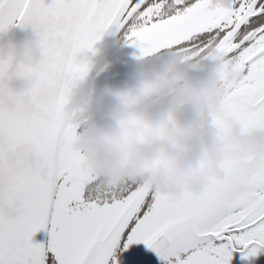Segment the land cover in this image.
I'll list each match as a JSON object with an SVG mask.
<instances>
[{
	"label": "snow or ice",
	"instance_id": "obj_1",
	"mask_svg": "<svg viewBox=\"0 0 264 264\" xmlns=\"http://www.w3.org/2000/svg\"><path fill=\"white\" fill-rule=\"evenodd\" d=\"M110 28L139 60L222 58V109L246 133L264 129V0H0V35L34 31L44 56L0 60V264H264V152L228 145L224 175L179 195L138 180L101 187L85 167L64 105ZM13 76L33 84L17 96ZM208 116L223 140L231 123L212 106Z\"/></svg>",
	"mask_w": 264,
	"mask_h": 264
},
{
	"label": "clouds",
	"instance_id": "obj_2",
	"mask_svg": "<svg viewBox=\"0 0 264 264\" xmlns=\"http://www.w3.org/2000/svg\"><path fill=\"white\" fill-rule=\"evenodd\" d=\"M218 2L230 6L232 0ZM38 41L31 30L0 35V60L37 66L44 59ZM223 69L222 58L194 66L168 52L134 63L118 82L76 88L64 113L81 129L73 147L84 155L85 167L100 179V186L138 180L163 193L179 195L185 187L198 192L209 176L224 175L220 164L228 145L236 146L240 155L264 152V129L246 133L220 105ZM238 77L231 71L230 79ZM32 84L27 77L4 81L17 96ZM210 106L232 125L223 140L208 116ZM26 163L36 167L41 162L33 156ZM40 171L48 174L46 167Z\"/></svg>",
	"mask_w": 264,
	"mask_h": 264
},
{
	"label": "rangeland",
	"instance_id": "obj_3",
	"mask_svg": "<svg viewBox=\"0 0 264 264\" xmlns=\"http://www.w3.org/2000/svg\"><path fill=\"white\" fill-rule=\"evenodd\" d=\"M119 32L122 33V36L118 40ZM116 37L118 40L116 41V48L107 60L95 69L87 84H101L107 81L118 82L125 77L134 63L139 62V59H137V49L126 41L125 31L118 29ZM80 130L78 129V131ZM137 252L139 250L133 253V257Z\"/></svg>",
	"mask_w": 264,
	"mask_h": 264
},
{
	"label": "water",
	"instance_id": "obj_4",
	"mask_svg": "<svg viewBox=\"0 0 264 264\" xmlns=\"http://www.w3.org/2000/svg\"><path fill=\"white\" fill-rule=\"evenodd\" d=\"M117 30L118 29H116V28H110L109 30H107L104 33V35L102 36V38L99 41H97L96 44L94 45V51H90V52L86 53V60L89 64V69H88V72L85 75V77L82 80L77 82L75 89L82 86V85L87 84L92 70L94 69L97 61L99 60L100 56L102 55L103 51L105 50V48L109 44L111 38L117 32ZM44 239H45V237L43 234H38L35 237V240H37V241H43ZM139 255H140V252H137V254L134 257L139 256Z\"/></svg>",
	"mask_w": 264,
	"mask_h": 264
},
{
	"label": "flooded vegetation",
	"instance_id": "obj_5",
	"mask_svg": "<svg viewBox=\"0 0 264 264\" xmlns=\"http://www.w3.org/2000/svg\"><path fill=\"white\" fill-rule=\"evenodd\" d=\"M122 31H123V30H122ZM118 36H119V37H118ZM118 36H117V37H118V40H119V39L121 38V36H122V33L119 32ZM117 37H116V39L112 42V44H111L110 46H108V48L106 49V53H109L112 47H114L113 50L116 48V46L114 45V43L116 44V41H118V40H117ZM113 50H112V51H113ZM112 51H111L110 55L112 54ZM104 52H105V51H104ZM110 55H109V56H110ZM109 56H107L106 58H108ZM144 61H146V60H139V62H144ZM98 66H99V65H98ZM98 66H97V67H98ZM97 67H96V68H97ZM94 71H95V70H94Z\"/></svg>",
	"mask_w": 264,
	"mask_h": 264
},
{
	"label": "trees",
	"instance_id": "obj_6",
	"mask_svg": "<svg viewBox=\"0 0 264 264\" xmlns=\"http://www.w3.org/2000/svg\"><path fill=\"white\" fill-rule=\"evenodd\" d=\"M114 45L116 46V44L114 43ZM110 46V45H109ZM114 47L111 48L110 52L109 53H104L101 60L99 61V64L98 65H101L102 63H104L106 60H107V56L110 55L111 51L113 50Z\"/></svg>",
	"mask_w": 264,
	"mask_h": 264
}]
</instances>
